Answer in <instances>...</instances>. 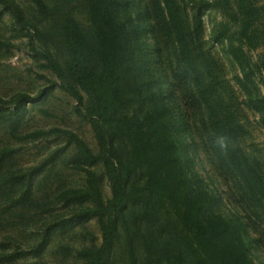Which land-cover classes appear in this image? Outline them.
<instances>
[{
	"label": "rangeland",
	"instance_id": "rangeland-1",
	"mask_svg": "<svg viewBox=\"0 0 264 264\" xmlns=\"http://www.w3.org/2000/svg\"><path fill=\"white\" fill-rule=\"evenodd\" d=\"M42 1L43 9L36 0H0V153L6 151L0 162V255L14 254L11 261L0 264H86L81 251L100 244L101 230L97 218L78 214L88 203L60 202L56 198L67 188L84 186L86 180V174L74 167L78 151L64 132H75L95 152L99 145L91 122L75 111V98L58 87L50 88V81L67 80L64 72L70 52L61 31L67 14L94 43L96 36L84 0ZM178 2L192 27L199 26L201 20L199 48L219 65L209 73L200 70L206 81H215L211 101L217 110L235 112L241 133L233 145L264 175V54L246 47L239 56L234 54L240 44L238 26L218 0ZM114 9L124 23L126 52L133 50L135 55L133 59L127 53L121 61L130 68L133 81L155 95L145 107L168 105L172 109L175 137L190 188L211 194L202 217L221 214L235 221L249 256L257 264H264V200L249 194L242 173L231 167L223 144L214 135L206 104L194 85V73L178 59L163 1L114 0ZM131 41L136 48L129 44ZM38 51L50 52L62 74L48 67ZM87 57L90 65L100 70L94 49L87 52ZM42 90L45 92L38 101L23 106L17 103L18 93L36 95ZM83 95L85 109L90 97L85 91ZM19 112L16 121L14 116ZM37 131L44 134L24 138ZM92 169L100 177L102 196L107 201L112 193L103 163ZM144 180L142 169L131 177L137 184ZM118 223L113 264H128L131 246L135 247L138 264H143L148 245L154 247L156 263L180 251L190 260L179 225L157 203L129 204L119 214Z\"/></svg>",
	"mask_w": 264,
	"mask_h": 264
},
{
	"label": "trees",
	"instance_id": "trees-1",
	"mask_svg": "<svg viewBox=\"0 0 264 264\" xmlns=\"http://www.w3.org/2000/svg\"><path fill=\"white\" fill-rule=\"evenodd\" d=\"M36 1L41 9L45 7L42 0ZM84 1L95 32V43L78 21L67 14L61 23L62 36L70 52L64 72L67 80H52L50 88L58 87L75 98V111L91 122L99 145L98 152H95L75 132H64L78 151L74 167L86 174V180L84 186L67 188L56 198L60 202L88 203L78 214L97 218L101 230L100 244L81 251L86 264H113L111 254L119 233V214L129 204L151 202L165 208L176 220L190 260H186L180 251L169 260L156 263L154 247L148 245L143 264H257L249 256L241 228L235 221L221 214L202 217L211 194L205 189L193 192L190 188L175 137L172 109L168 105L145 107L146 101L155 99L154 93L149 89L144 91L138 81L134 82L129 74L130 68L121 61L127 53L133 59L135 55L133 50L126 52L124 23L117 17L114 0ZM162 1L168 30L177 45L178 59L194 73V85L206 104L207 120L214 135L223 144L231 167L242 173L249 194L264 200V175L241 149L233 145L241 133L235 112L215 108L211 101L215 81H206L200 73V70L212 72L219 66L216 59L199 48L201 20L199 26L192 27L178 0ZM218 4L238 26L240 44L234 54L239 56L238 52L244 47L261 50L264 54V0H218ZM14 11L20 18L19 8L15 6ZM132 42L129 44L136 48ZM92 49L100 70H95L89 63L87 52ZM38 52L47 61L48 67L62 74L60 64L50 52ZM83 91L90 97L85 109L82 108ZM44 92L42 90L36 95L20 92L15 98L23 106L38 101ZM20 116V112L17 113L15 120L18 121ZM43 134L44 131L32 132L24 138H36ZM5 152L4 149L0 153V162ZM99 162L103 163L111 186L112 195L107 201L102 196L100 177L92 169ZM140 169L144 171L145 180L137 184L131 181V177ZM13 256L12 253L1 254L0 263L11 261ZM128 264H138L134 246L129 248Z\"/></svg>",
	"mask_w": 264,
	"mask_h": 264
}]
</instances>
